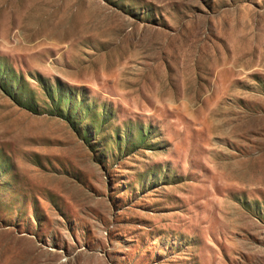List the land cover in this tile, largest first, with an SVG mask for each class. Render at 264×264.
Instances as JSON below:
<instances>
[{"label": "rangeland", "instance_id": "obj_1", "mask_svg": "<svg viewBox=\"0 0 264 264\" xmlns=\"http://www.w3.org/2000/svg\"><path fill=\"white\" fill-rule=\"evenodd\" d=\"M0 264H264V0H0Z\"/></svg>", "mask_w": 264, "mask_h": 264}]
</instances>
